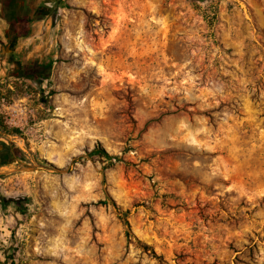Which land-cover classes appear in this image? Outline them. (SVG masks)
I'll use <instances>...</instances> for the list:
<instances>
[{"label":"rangeland","instance_id":"1","mask_svg":"<svg viewBox=\"0 0 264 264\" xmlns=\"http://www.w3.org/2000/svg\"><path fill=\"white\" fill-rule=\"evenodd\" d=\"M25 1L28 36L0 17V142L24 153L0 261L264 264V0Z\"/></svg>","mask_w":264,"mask_h":264},{"label":"trees","instance_id":"2","mask_svg":"<svg viewBox=\"0 0 264 264\" xmlns=\"http://www.w3.org/2000/svg\"><path fill=\"white\" fill-rule=\"evenodd\" d=\"M40 12V7L31 9L25 0H0V17L6 23L9 38L28 36L31 30V25L34 20L39 18ZM45 64L38 66L34 64L29 65L28 67L23 66L19 71V76L23 75L33 80L44 78V67L49 66L50 63ZM0 120H2V117H0ZM12 131H17V129L13 128ZM12 131L9 133H12ZM89 154H101L110 162L123 160L118 155L109 154L103 147L94 148L89 152ZM23 158V151L12 142H0V166L11 163L17 159L21 160ZM122 218L124 224L128 226L125 214H123ZM125 233L128 236L130 234V230L127 229ZM0 264H3V262L0 261Z\"/></svg>","mask_w":264,"mask_h":264},{"label":"built area","instance_id":"3","mask_svg":"<svg viewBox=\"0 0 264 264\" xmlns=\"http://www.w3.org/2000/svg\"><path fill=\"white\" fill-rule=\"evenodd\" d=\"M2 106L6 109L11 108L12 112H14L15 115H18L22 112V109L19 107H12L11 105L6 106L4 104H2ZM7 113L10 114V121L13 122L14 124H17V120L15 119V117L11 116V111H7Z\"/></svg>","mask_w":264,"mask_h":264}]
</instances>
